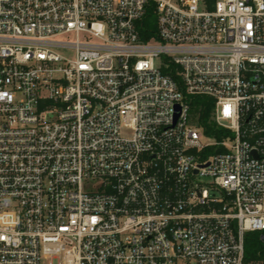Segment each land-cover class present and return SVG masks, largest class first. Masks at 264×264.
I'll return each instance as SVG.
<instances>
[{"label":"built area","instance_id":"2783aa9c","mask_svg":"<svg viewBox=\"0 0 264 264\" xmlns=\"http://www.w3.org/2000/svg\"><path fill=\"white\" fill-rule=\"evenodd\" d=\"M193 97L228 135L192 123ZM247 232L264 0H0V264H245Z\"/></svg>","mask_w":264,"mask_h":264},{"label":"trees","instance_id":"16d2710c","mask_svg":"<svg viewBox=\"0 0 264 264\" xmlns=\"http://www.w3.org/2000/svg\"><path fill=\"white\" fill-rule=\"evenodd\" d=\"M155 17L152 10H148L139 28L141 37L149 39L154 32ZM214 103L205 97L191 99L190 116L192 123L202 130L206 137L221 140L228 135V131L218 128L213 121ZM245 264H264V232H247L244 235Z\"/></svg>","mask_w":264,"mask_h":264},{"label":"rangeland","instance_id":"374dc122","mask_svg":"<svg viewBox=\"0 0 264 264\" xmlns=\"http://www.w3.org/2000/svg\"><path fill=\"white\" fill-rule=\"evenodd\" d=\"M62 39H64V40H73L74 37L73 36H69L67 38H62ZM155 64H156V66H158L160 64V61L156 60ZM208 141H209V139H203L202 140V142H208ZM197 180H199L204 185L207 184L208 181H209L208 178H199V179L197 178ZM51 262H52V264H56L55 261H51ZM49 263H50L49 260H44V261L41 262V264H49ZM175 264H195V262L193 260H189V259H183V260L180 259V260H177L175 262Z\"/></svg>","mask_w":264,"mask_h":264}]
</instances>
